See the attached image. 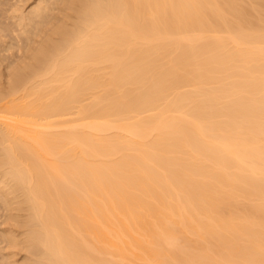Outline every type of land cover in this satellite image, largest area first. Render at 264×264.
Wrapping results in <instances>:
<instances>
[{"label": "bare ground", "instance_id": "6f19581e", "mask_svg": "<svg viewBox=\"0 0 264 264\" xmlns=\"http://www.w3.org/2000/svg\"><path fill=\"white\" fill-rule=\"evenodd\" d=\"M0 264H264V0H0Z\"/></svg>", "mask_w": 264, "mask_h": 264}]
</instances>
